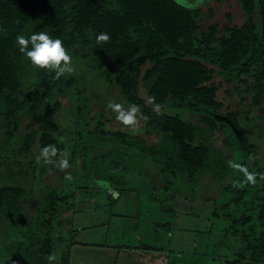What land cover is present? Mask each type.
I'll list each match as a JSON object with an SVG mask.
<instances>
[{"label": "trees", "instance_id": "16d2710c", "mask_svg": "<svg viewBox=\"0 0 264 264\" xmlns=\"http://www.w3.org/2000/svg\"><path fill=\"white\" fill-rule=\"evenodd\" d=\"M237 2L244 15L242 22L219 31L215 22L201 29L196 20L198 11L174 0H0V26L7 30L6 35L0 33V139L6 146L15 140L13 151L20 155L15 158L25 159L31 174L29 185L0 183V221L19 215L24 226L15 228L17 239L4 248L8 257L3 264H49L47 257L53 255L57 238L51 235L55 217L60 211L72 213L82 200L77 194L83 187L68 192L47 188L40 195L44 208L38 209L34 201L39 200L35 195L39 188L34 181L47 164L34 165L37 159L28 156L33 144L37 156L46 146L60 151L71 147L70 161L79 155L84 167L85 153L92 144L80 146L78 140L84 135L106 136L118 145H135L141 157L149 155V161L161 165V171L186 183L211 170L216 180L223 179L226 167L221 164L217 170L212 147L201 135L203 128L186 119L184 112L177 113L182 110L199 114L209 131L221 128L231 133L241 160L256 157L257 146L236 113L219 111L222 103L216 99L218 86L211 81L216 71L230 84L229 93L259 108L258 117L264 119L260 107L264 97V0ZM208 14L211 17L210 11ZM41 31L61 39L87 74L107 85L113 99L120 96L129 106L138 105L147 117L141 120V132L156 134L159 140L147 145L137 134L108 130L100 123L85 130L92 118V105L86 109L85 102L99 100L95 99L96 92L80 83L74 73L55 79L54 72L33 67L19 51L17 35L30 37ZM100 33L108 34L110 41L97 44ZM140 83L147 100L154 97L162 105L161 115L157 116L153 106L139 96ZM62 100L71 110L66 128L57 119L63 113ZM77 101L83 103L72 110ZM22 123L25 125L20 132ZM165 145L171 149L170 155L161 150ZM6 159L7 155L0 153V163ZM246 169L257 174L256 184L238 186L229 202L249 211L232 220L247 228L229 230L240 235L242 246L223 264H264L263 171L255 161ZM244 180L245 175L242 184ZM29 202L36 212L39 210V216L43 212L47 218L39 223H34V216L27 219L25 203ZM55 223L59 226L60 221Z\"/></svg>", "mask_w": 264, "mask_h": 264}, {"label": "rangeland", "instance_id": "374dc122", "mask_svg": "<svg viewBox=\"0 0 264 264\" xmlns=\"http://www.w3.org/2000/svg\"><path fill=\"white\" fill-rule=\"evenodd\" d=\"M174 1L198 11L196 20L201 29L210 22H215L220 31L223 26L240 24L244 17L237 0ZM71 56L75 69L73 73L79 75L80 83L90 86L96 92L95 99L99 98L90 104L85 102L86 109L88 105H92L89 115L92 118L85 126V130H92L100 123L108 130L117 129L130 135L137 134L147 145L159 140L156 134L141 132L142 121L137 132L119 123L115 119V113L107 109V103L111 100L122 103L125 107L129 105L120 96L113 99L107 85L87 74L89 72L82 62ZM213 68L217 70L216 67ZM211 81L218 86L216 99L222 103L219 111L236 113L237 120L244 125L250 140L257 146L256 157L241 160L231 133L221 128L209 131L199 114H189L182 110L177 113L184 112L186 119L203 128L201 135L212 147L213 155L219 164L217 170L221 164L226 167L223 179L216 180L211 170L201 173L194 182L186 183L180 177H173L169 172L161 171V165L149 161V155L141 157L142 154L135 145L123 146L118 145L111 137L84 135L78 140L80 146L87 142L92 144L89 152L85 153L84 167L81 165V156L77 155V158L75 156L76 160L72 161L69 157L71 165L69 168L61 170L55 164H47L42 172H37L38 180L34 181V185L38 182L39 188L35 193L39 200L34 201L38 209L44 208L40 195L47 188L68 192L72 188L76 190L77 186L83 187L78 188L77 197H82V200L75 208L80 210L73 213L69 210L60 211L51 226L52 237H57L54 239L55 260L52 264H108L111 259H115L117 263L121 260L136 264L145 260L149 261L148 264L158 263L151 256H144V253L153 252L152 250H141L142 258L132 256L124 258V253L120 249L124 248V245L133 246L135 251H140L138 249L140 245L162 248L156 257H159L163 264H223L224 259H231L234 256V252L242 246V241L240 235L229 230L233 228L245 230L247 227L232 220L242 213L248 214L249 211L236 208L233 204L231 206L229 201L234 195V190L242 184L244 177L242 169L248 168L252 161L262 168L264 175V119L258 117L259 108L250 107L247 101L241 102L238 96L229 93L230 84L224 82L216 71L212 74ZM145 92L144 86L140 83L139 96L147 100ZM62 103L63 113L57 119L66 128L70 125L71 110L65 100H62ZM82 103L75 102L72 110ZM260 107L264 110V97ZM24 123L21 124L20 132L23 131ZM14 146L15 140L6 146L0 139V153L7 155V159L0 163V183L23 182L29 185L31 181L29 165L22 157L15 158L20 155L15 154ZM35 147L33 144L29 157H37ZM70 150L71 147L64 151L70 153ZM161 150L170 155L169 146H161ZM54 159L58 161L59 156ZM12 160L15 163H12ZM18 162L22 163V166L17 165ZM40 162L44 163L43 160L39 162L36 160L34 165H42ZM230 165H239L240 168ZM68 174L73 177L71 181L65 179ZM88 187L93 190L89 191ZM94 188L98 190L95 191ZM25 205L28 210L27 219L34 216L31 217L34 223H39L47 218L43 212L39 216V210L36 212V207L33 209L30 202ZM33 212L36 213L33 215ZM20 219L18 215L13 219L0 221V264L8 257L7 251H3L4 248L12 240L17 239L15 228H24ZM56 220L60 221L59 226L55 223ZM164 223L169 224L170 229L159 232L156 228ZM153 226L155 232L150 231ZM75 228L79 229L78 234L73 233Z\"/></svg>", "mask_w": 264, "mask_h": 264}, {"label": "clouds", "instance_id": "9594fccd", "mask_svg": "<svg viewBox=\"0 0 264 264\" xmlns=\"http://www.w3.org/2000/svg\"><path fill=\"white\" fill-rule=\"evenodd\" d=\"M0 33L7 34V30L0 26ZM110 41V36L106 33H100L96 36V43H107ZM16 43L19 47V51L23 53L32 66L40 70H44L48 73H55V79H59L65 74L71 75L75 69L73 66V58L68 53L67 49L63 45V41L59 38H53L48 33L41 31L34 33L30 37L24 35H17ZM149 105L153 106V111L157 116L162 114V105L155 102L154 97H149L147 100ZM107 109L115 113V119L129 128L133 132H137L140 128V121L147 120V117L143 115L138 105H130L125 107L122 103H116L109 101L107 103ZM63 137L61 141H63ZM59 156V160L54 158ZM70 153L68 151H60L55 146H46L41 149L39 156L36 157L37 162L41 159L45 164H55L61 170L69 168ZM234 168H240L239 165H230ZM242 171L245 175V180L240 186L243 187L246 184H256V173L248 172L246 168ZM65 179L71 181L73 177L68 174ZM264 179V175L261 176ZM49 264L55 260L53 255L47 257Z\"/></svg>", "mask_w": 264, "mask_h": 264}, {"label": "crops", "instance_id": "0c3cea01", "mask_svg": "<svg viewBox=\"0 0 264 264\" xmlns=\"http://www.w3.org/2000/svg\"><path fill=\"white\" fill-rule=\"evenodd\" d=\"M78 210H80V209H78ZM77 209H75L73 212H75V211H78ZM72 212V213H73ZM71 213V212H70ZM157 226V225H156ZM159 226H161V227H159V228H156V229H159V232L162 230V231H165V230H167V229H170V227L168 228V226H169V224H167V223H164V224H159ZM137 227V226H136ZM154 226L152 227V230L150 229V231H153V232H155L156 231V229L154 230ZM77 230H79V229H73V233H77L78 234V232L79 231H77ZM119 232V231H118ZM150 233V232H149ZM156 233H158V232H156ZM117 234H119V233H117ZM162 235H163V233H161ZM105 246V245H104ZM107 248H109L108 246H107ZM127 248V250H125ZM121 249V251L124 253V258L126 257V256H129V257H137V258H142V256H141V254H143L142 253V251L141 250H152L153 252H147V253H144V256H147V255H149V256H151L152 257V259L154 260V261H156V262H158L157 264H163V261L159 258V257H156V256H158L159 254H160V250H162V248H156V247H150V246H147V247H145V246H139L138 247V249H140V251H135V249H134V247L133 246H129V245H127V246H125L124 245V248H120ZM133 250V251H132ZM123 258V259H124ZM145 262V263H144ZM142 263H144V264H148L149 263V261L148 260H145V261H138L137 262V264H142ZM108 264H136V263H132V262H125V261H123V260H121L119 263H117V261L115 260V259H111L110 261H109V263Z\"/></svg>", "mask_w": 264, "mask_h": 264}]
</instances>
